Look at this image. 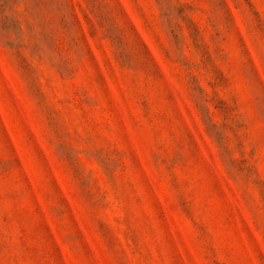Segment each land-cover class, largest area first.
<instances>
[{
  "label": "rangeland",
  "instance_id": "rangeland-1",
  "mask_svg": "<svg viewBox=\"0 0 264 264\" xmlns=\"http://www.w3.org/2000/svg\"><path fill=\"white\" fill-rule=\"evenodd\" d=\"M0 264H264V0H0Z\"/></svg>",
  "mask_w": 264,
  "mask_h": 264
}]
</instances>
